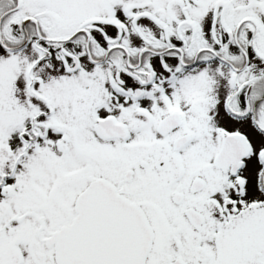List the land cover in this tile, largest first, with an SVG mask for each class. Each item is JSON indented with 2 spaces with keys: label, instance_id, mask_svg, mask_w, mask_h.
I'll return each instance as SVG.
<instances>
[{
  "label": "snow or ice",
  "instance_id": "1",
  "mask_svg": "<svg viewBox=\"0 0 264 264\" xmlns=\"http://www.w3.org/2000/svg\"><path fill=\"white\" fill-rule=\"evenodd\" d=\"M0 264H264V0H0Z\"/></svg>",
  "mask_w": 264,
  "mask_h": 264
}]
</instances>
